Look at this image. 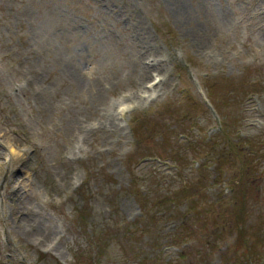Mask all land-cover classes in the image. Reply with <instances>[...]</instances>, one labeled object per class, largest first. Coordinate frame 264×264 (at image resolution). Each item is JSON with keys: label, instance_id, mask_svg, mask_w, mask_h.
<instances>
[{"label": "rangeland", "instance_id": "rangeland-1", "mask_svg": "<svg viewBox=\"0 0 264 264\" xmlns=\"http://www.w3.org/2000/svg\"><path fill=\"white\" fill-rule=\"evenodd\" d=\"M0 264H264V0H0Z\"/></svg>", "mask_w": 264, "mask_h": 264}, {"label": "trees", "instance_id": "trees-1", "mask_svg": "<svg viewBox=\"0 0 264 264\" xmlns=\"http://www.w3.org/2000/svg\"><path fill=\"white\" fill-rule=\"evenodd\" d=\"M212 93V90H210V94ZM233 142V141H232ZM232 142H229L230 144L229 145H232ZM246 142V141H245ZM246 144V143H245ZM136 145H138V142H136ZM171 151H169L168 153H170ZM165 153V151L164 150H159L158 151V155H155V156H153V157H158V158H160V160L161 159H163V158H168L169 160H171V161H177V160H175V158H174V156H167V157H164L165 155H163ZM176 153V152H175ZM222 154H224L223 152H222ZM149 156L147 155V156H145L144 158H148ZM225 160V159H224ZM179 167H182L183 165H182V162H180V161H178L177 163H176ZM253 171H255V170H253L252 169V172ZM253 174H255V173H253ZM134 181V180H133ZM235 200V208H234V210H233V212H232V215H231V218H230V221H231V223H232V225L233 226H240L241 224L240 223H238V221H236L235 219H234V217H235V215L238 217V220H240L241 222H243V220H244V216H243V214L241 213V210L240 209H238V208H236L237 206H239V205H245V203H246V201H245V194H243L240 198H238V200H237V198L236 199H234ZM236 209V210H235ZM225 210V209H224ZM205 212H207V214H208V216H210V215H213L214 214V212H215V210L214 209H206V211ZM233 213H234V216H233ZM241 213V214H240ZM225 221H226V219L224 218V214H223V211H218V213L216 214V218H215V222L217 223V226H219L220 225V223L221 224H224L225 223ZM237 233H238V238H237V240H236V242H235V244L237 243V244H239V243H242V241H245V238L246 237H243L242 238V235H243V228H237ZM179 237V236H178ZM180 237L178 238V239H174L173 241V243L172 244H170V246L171 247H180L182 244H184V242H179L180 241ZM239 242V243H238ZM238 246V245H237Z\"/></svg>", "mask_w": 264, "mask_h": 264}, {"label": "bare ground", "instance_id": "bare-ground-1", "mask_svg": "<svg viewBox=\"0 0 264 264\" xmlns=\"http://www.w3.org/2000/svg\"><path fill=\"white\" fill-rule=\"evenodd\" d=\"M121 112L123 113V109H121Z\"/></svg>", "mask_w": 264, "mask_h": 264}]
</instances>
